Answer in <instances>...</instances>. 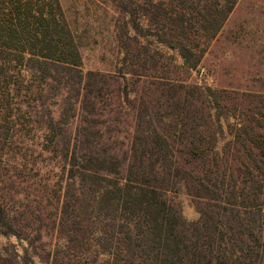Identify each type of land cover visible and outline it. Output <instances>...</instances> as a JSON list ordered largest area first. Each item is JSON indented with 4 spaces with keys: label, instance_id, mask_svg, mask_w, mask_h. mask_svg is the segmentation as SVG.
<instances>
[{
    "label": "trees",
    "instance_id": "1",
    "mask_svg": "<svg viewBox=\"0 0 264 264\" xmlns=\"http://www.w3.org/2000/svg\"><path fill=\"white\" fill-rule=\"evenodd\" d=\"M238 2L122 0L95 73L59 0H0V264H264V101L222 143L240 92L188 82Z\"/></svg>",
    "mask_w": 264,
    "mask_h": 264
},
{
    "label": "rangeland",
    "instance_id": "2",
    "mask_svg": "<svg viewBox=\"0 0 264 264\" xmlns=\"http://www.w3.org/2000/svg\"><path fill=\"white\" fill-rule=\"evenodd\" d=\"M59 1L80 46L84 70L95 73L113 71L119 61L116 23L124 22V14L119 8L122 0ZM161 50L166 57L172 58L171 61L183 64L177 51L164 47ZM188 82L224 90L231 96L240 92L237 111L222 114L220 122L223 125L220 140L222 143L231 141L237 131L236 124L240 126L247 112H250L247 109V106L251 107L249 101H264V0H239L200 66L189 74ZM126 83L129 89L133 86L131 81ZM178 201L188 220L199 219L200 214L189 196L181 193ZM41 243L42 254L50 249L62 250L64 246L63 241L57 242L51 235ZM11 245H15L21 254H24L23 248L28 246L27 241L15 236L0 235V247ZM35 262L46 264L37 257Z\"/></svg>",
    "mask_w": 264,
    "mask_h": 264
}]
</instances>
